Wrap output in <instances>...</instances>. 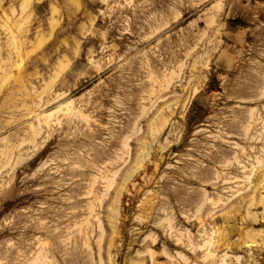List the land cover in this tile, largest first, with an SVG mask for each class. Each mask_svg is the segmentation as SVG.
I'll use <instances>...</instances> for the list:
<instances>
[{"label":"rangeland","instance_id":"obj_1","mask_svg":"<svg viewBox=\"0 0 264 264\" xmlns=\"http://www.w3.org/2000/svg\"><path fill=\"white\" fill-rule=\"evenodd\" d=\"M222 259L264 264V0H0V264Z\"/></svg>","mask_w":264,"mask_h":264},{"label":"bare ground","instance_id":"obj_2","mask_svg":"<svg viewBox=\"0 0 264 264\" xmlns=\"http://www.w3.org/2000/svg\"><path fill=\"white\" fill-rule=\"evenodd\" d=\"M68 109L70 110V108H68ZM247 136H248V135H247ZM255 168H256V167H255ZM167 222H168V221H167ZM169 230H170V229H169ZM207 245L209 246L210 244H207ZM249 246H250V245H249ZM149 253H150V252H149ZM209 254H210V253H209ZM149 256H150V255H149ZM206 256H207V254H206ZM212 256H213V255H212ZM212 256H211V257H212ZM222 258H223V257H222ZM224 258H225V257H224ZM224 258H223V259H224ZM223 259H222V261H221V262H222L221 264H228V263H226V261H225V260H227V259H225V260H223ZM236 260H237V259H236ZM219 262H220V261H219Z\"/></svg>","mask_w":264,"mask_h":264}]
</instances>
